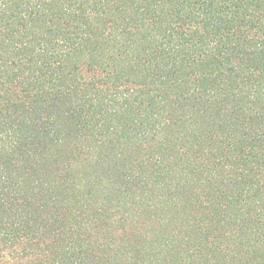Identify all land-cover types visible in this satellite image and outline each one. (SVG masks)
<instances>
[{"label":"trees","instance_id":"16d2710c","mask_svg":"<svg viewBox=\"0 0 264 264\" xmlns=\"http://www.w3.org/2000/svg\"><path fill=\"white\" fill-rule=\"evenodd\" d=\"M0 264H264V0H0Z\"/></svg>","mask_w":264,"mask_h":264}]
</instances>
